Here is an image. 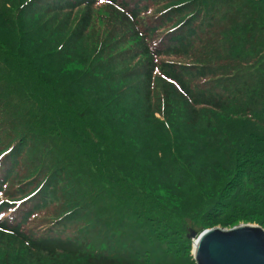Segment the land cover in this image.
I'll return each mask as SVG.
<instances>
[{
	"label": "trees",
	"instance_id": "trees-1",
	"mask_svg": "<svg viewBox=\"0 0 264 264\" xmlns=\"http://www.w3.org/2000/svg\"><path fill=\"white\" fill-rule=\"evenodd\" d=\"M10 1L0 0V233L10 234L25 244L28 251L49 258L45 261H32L30 264H67V261L79 264H143L140 259L135 261L132 258L111 256L103 251H91L96 234L103 228L106 233V240L102 237L104 244L116 245L114 241L121 242L123 247L130 244L138 256L142 252L153 253L149 247V243L153 242L152 235L148 239L147 236L143 237L141 231L137 232L136 227H141L137 221L132 224L127 222L125 230L117 229L127 220L121 211L112 207L114 197L107 193L111 185H119L123 196L118 197L129 204L133 209L131 212L138 219L151 217L152 214H148L150 211L169 214L164 206L171 209V203H164L161 196L156 197L141 185L138 184L135 189L133 183L125 177L120 182H112L109 178L117 166L112 161L114 141L117 140L118 147L120 144L119 136L114 140L111 138L116 136L114 129L124 131L131 111L130 108L120 109L125 99L128 104L130 101L128 87L122 89L121 81L125 79L118 81L120 78L116 79V74L112 72L111 66L116 61L114 55L97 61L90 47L85 52L77 53L76 42L82 40L80 32L75 35L74 39L77 40L72 41V45L66 46V41L60 40L59 49L56 47L50 51L49 48L54 46L50 43L47 46V43L59 37L55 34L59 32L57 28L51 27L55 19L51 18L49 23L41 25L32 23L33 19L27 16V12L7 10ZM130 3L129 0H41V9L36 10L56 17L63 11L73 12L80 6L90 8L94 4H109L119 12L128 6L132 14L131 23L139 27L135 19L141 12L142 19L147 20L141 29L153 34L157 29L155 25L159 8L149 12L155 2L150 8H146L147 3ZM26 9L32 7L25 6ZM40 21L44 23V20ZM106 25L104 31L107 30L97 33L91 42L100 40L106 44V34L110 33ZM117 30L118 26L113 27V31ZM193 35L194 31L188 30L186 36H172L168 39L172 47L167 45V41H158L151 36L141 37L140 44L146 55L160 56L168 53L177 56L185 51L186 37ZM68 50L73 53L67 54ZM167 71L166 77L177 84L193 105L221 111L229 107L227 99L219 94L202 90L193 94L182 76L171 68ZM207 74L208 71L199 67L193 76L204 77ZM144 77L150 83L151 73L148 72ZM231 87L236 97L245 96V105L240 112L241 118L234 119L228 114L224 117L227 119L224 124L232 120L242 124L238 130L222 131L232 138L230 144L233 149L231 155L226 154V158H231V178L220 192L226 203L214 201V210L219 213L213 212L201 220L225 224L238 217L241 219L242 212L248 211L255 213L252 217H256L264 228V139L259 140L255 134V129L264 126V117H259L263 108L261 104H264V78L256 77L253 84L233 82ZM251 100H255V104ZM109 104L117 114L119 126H113V121H109L110 115L114 118V114L107 109ZM197 115L193 111V119ZM125 149L127 151L128 147ZM213 150L216 152L214 147ZM122 153L125 154L124 149ZM219 160L223 162L221 158ZM222 170L218 172L223 174ZM92 176L98 179V187L92 185L93 178H89ZM165 177L171 178L170 173H165ZM193 189L185 187L186 191H193L186 193V199L193 201L190 209L189 202L184 205V198H180V212L176 209L185 216L193 213L191 209L196 208L194 203L197 204V200L194 196L202 202L200 189ZM105 200H108L105 212L90 221L83 210L91 217L94 209L103 208ZM50 201L55 203L53 206L58 211L53 213V218L47 216L52 221H44L35 233L31 224L39 212L51 207L47 208ZM127 211L124 210L125 213ZM221 213L225 217H220ZM117 216L119 218L115 219ZM80 220L84 222L79 224ZM165 225L170 231L172 229L176 240L169 243L180 244L181 254H188V264H194L191 253H187L191 247L190 238L183 227L168 221ZM107 230L111 232L110 235ZM130 234L132 241L127 240ZM174 251L170 257L174 262L163 259L161 264H178L175 257L180 253L177 250L175 254ZM151 258L156 259L154 255ZM6 259H3L5 263ZM50 259L59 261H47Z\"/></svg>",
	"mask_w": 264,
	"mask_h": 264
},
{
	"label": "rangeland",
	"instance_id": "rangeland-1",
	"mask_svg": "<svg viewBox=\"0 0 264 264\" xmlns=\"http://www.w3.org/2000/svg\"><path fill=\"white\" fill-rule=\"evenodd\" d=\"M25 1L11 0L7 10L27 12V16L33 19L32 23L40 25L49 23L51 18H54L56 22L51 27L57 28L59 32L55 34L59 37L56 41L47 43V46L49 43L54 46L49 48L50 51L56 47L59 49L58 41L60 40L66 41V46L72 45V41L77 40L74 39L75 35L80 32L82 40L76 42L77 53L85 52L90 47L97 61L108 59L111 54L114 55L116 61L111 66L112 72L116 74V79L120 78L118 81L125 79L121 81L122 89L128 87L127 94L130 101L128 104L125 99L120 109L130 108L131 111L124 131L114 129L116 136L111 138L114 140L119 136L120 144L118 147L117 140L114 141L112 161L117 166L109 178L112 182H120L125 177L133 183V188L136 189L135 186L139 184L147 192H153L156 197L161 196L163 202L171 203V209L164 206L169 212L167 215L150 211L148 214H152L151 217L138 219L131 212L133 209L129 204L118 197L123 196L119 185H111L107 193H111L114 197L112 207L121 211L127 220L117 229L125 230L128 226L127 222L132 224L137 221V224L141 226L139 228L134 226L137 232L141 231L143 237L147 236L148 239L151 238L149 235H152L153 242L149 243V247L153 253L142 252L138 256L130 244L126 247L121 246L119 241H114L116 245L104 244L106 233L104 234L103 228L96 234V241L91 250L93 253L103 251L120 258H132L135 261L140 259L143 264H161L160 261L163 262V259H171L174 249L175 254L177 250L180 253L175 257L176 263L188 264V254L186 256L181 254V245L169 243L176 240L172 229L171 231L167 229L166 221L182 226L185 234H189L190 231L198 234L212 227L230 229L244 224L261 227L259 220L252 217L255 213L248 211L242 212L241 219L238 217L225 224L206 223L201 218L216 212L212 205L214 201H225L220 192L224 190L225 183L231 178V172L229 173L231 158H226V154L231 155L233 152L230 144L232 138L222 131L224 129L238 130L242 124L237 120L224 124L227 122L224 117L228 114L234 119L241 118L240 112L245 105V96L236 97L231 84L238 81L253 84L256 77L264 78V2L259 0H147L148 2L129 0L130 4L147 3L146 8L147 6L150 8L155 2L149 13L159 8V16L155 25L157 29L152 34L150 31L141 29L147 21L146 18L142 19L141 12L135 19L139 27L131 23L132 14L128 6L123 9V12H119L117 8L109 4H94L90 8L80 6L73 12L63 11L56 17H50L36 10V8L41 9L39 6L41 0ZM25 6H31L32 9L25 11ZM41 19L44 23L40 21ZM106 24L110 30V33L106 34V44L109 46L100 40L91 42L97 33L107 30L104 31ZM116 26H118L117 32L113 31V27ZM188 30H193L194 35L186 37L185 51L181 55L174 56L167 53L156 56L146 55L143 52V46L140 44L141 37H155V40L167 41V45L172 47L168 39L177 34L186 36ZM64 35L70 37L67 38ZM66 53L73 52L68 50ZM199 67H203L208 74L204 77L193 76ZM168 68L182 76L193 94L201 90L214 95L219 94L227 99L229 107L221 111L207 106L193 105L191 100L182 94L177 84L166 77L165 72H168ZM148 72L151 73L150 83L144 79ZM254 101L251 100L253 104H255ZM261 106L263 108L260 110L259 117H264V104ZM107 109L114 114L113 119L110 115L109 121H113V126H119L120 122L112 105L109 104ZM193 111L198 114L196 119H193ZM255 130L259 140L263 141L264 126ZM126 147H128L127 151ZM123 149L125 154L122 153ZM220 169H223V174L218 172ZM165 173H170L171 178L167 179ZM89 178H93L92 185L98 187L99 181L96 176ZM185 187H190L191 190L195 187L202 193V202L194 196L197 200V204L194 203L196 208L191 209L193 213L188 216L179 213V207H182L180 198L185 199L184 205L189 202V209L193 203L192 200L186 199V193L193 191H186ZM107 202L108 200L104 201L103 208L94 209L91 217L86 210L83 211L92 221V218L105 212L108 207ZM53 205L55 203L50 201L47 208L51 207L39 212L33 220L31 226L35 233L40 230V225L44 221H52L53 213L58 211ZM124 210L128 211L125 213ZM140 210L143 211V209ZM134 213L137 216L135 211ZM219 216L225 217V214L221 213ZM118 218L119 216L115 219ZM142 220L146 223L144 221L142 223ZM83 222L84 220H80L79 224ZM110 233L107 230V234L110 235ZM127 240L132 241L131 234ZM191 248L192 246L187 253H191ZM152 255L156 258L155 260H152ZM6 257L5 263L3 259ZM45 259L49 258L28 251L25 244L10 234L0 233V264H30L32 261H45ZM51 260L54 263L59 261L55 259L47 261ZM171 260L174 262V259ZM184 260H186L185 263ZM67 264L79 263L67 261Z\"/></svg>",
	"mask_w": 264,
	"mask_h": 264
},
{
	"label": "water",
	"instance_id": "water-1",
	"mask_svg": "<svg viewBox=\"0 0 264 264\" xmlns=\"http://www.w3.org/2000/svg\"><path fill=\"white\" fill-rule=\"evenodd\" d=\"M194 264H264V229L244 224L188 234Z\"/></svg>",
	"mask_w": 264,
	"mask_h": 264
},
{
	"label": "bare ground",
	"instance_id": "bare-ground-1",
	"mask_svg": "<svg viewBox=\"0 0 264 264\" xmlns=\"http://www.w3.org/2000/svg\"><path fill=\"white\" fill-rule=\"evenodd\" d=\"M193 241H194V239H193ZM193 241L191 240V244L193 243ZM192 246V245H191ZM191 251H192V248H191Z\"/></svg>",
	"mask_w": 264,
	"mask_h": 264
}]
</instances>
